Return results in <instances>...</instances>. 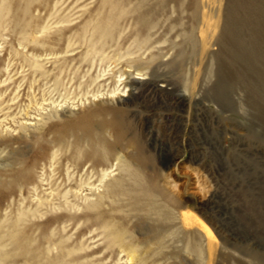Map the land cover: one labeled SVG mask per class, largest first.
Instances as JSON below:
<instances>
[{
	"label": "rangeland",
	"instance_id": "rangeland-1",
	"mask_svg": "<svg viewBox=\"0 0 264 264\" xmlns=\"http://www.w3.org/2000/svg\"><path fill=\"white\" fill-rule=\"evenodd\" d=\"M115 1L102 40L104 0H0V264H264V0ZM122 165L155 213L110 193Z\"/></svg>",
	"mask_w": 264,
	"mask_h": 264
},
{
	"label": "bare ground",
	"instance_id": "bare-ground-1",
	"mask_svg": "<svg viewBox=\"0 0 264 264\" xmlns=\"http://www.w3.org/2000/svg\"><path fill=\"white\" fill-rule=\"evenodd\" d=\"M104 4L110 9V12L108 13V15H105L103 18H101L99 20V22L92 27V31H93L94 36H96L102 40L110 38L113 35L112 29H115L117 27V25L119 24L121 19L126 18L125 17V14H126L125 2H122V1L118 2L115 0H104ZM209 20H211V18H209ZM242 21L243 20H241L240 18L237 19V27H239L238 31L242 27H245L244 22H242ZM137 22L139 23L140 27H147L148 26L147 20L144 17H138ZM200 30H201V34H202L203 31H202V29H200ZM188 40L191 43H194V44L196 43L194 31L189 33ZM233 40L236 41V44H237L236 49L238 50V55L236 56V59L240 56V58L242 59V62H246L249 64V62H247L245 59V54L247 53V51H245L244 49L246 48V46L242 45L243 44L242 39H240L238 32L235 33V38ZM255 40L256 39H252L250 41L248 47H249V49H251L249 51V53L253 52L256 55L257 66H252L251 59H250L251 67H250V69L245 70L246 78L242 81H245L244 83L247 84L248 78L251 77L250 78L251 83H248L250 90L253 92L255 91V89L261 90L262 94L259 96L257 101L254 102V104L252 106L255 107V111H258V116H257V117H259L258 120L264 122V104L263 105L261 104V101L264 103V42H263L264 40L261 43L255 41ZM239 48H241L243 50H241ZM184 57H185L184 53H181V55H179V58H178L179 61L182 62ZM170 65H172V64H170ZM242 70L243 69H241L238 72L239 75H240ZM99 153L100 152L96 148H93V150L91 152V159L94 160L95 157H98L100 155ZM121 168L125 173L124 177H127L128 179H133V185L131 186V188L129 187V189H128V188H125L122 186V182H123L122 180H116L110 186L111 187L110 193L111 194H121V195L130 194V196L132 198V199L130 198L132 200V207H136L139 209L143 208L142 211L144 210L147 213H153V212L155 213L156 208L154 207L155 204L153 202L155 200L156 193H158V189H157L156 185L155 186L150 185L147 187L142 186L140 184L141 178H140V175L138 172L131 169L127 165H122ZM106 177H107V174L104 173L102 175L101 179H105ZM124 177H120L118 179H125ZM87 179H91V178H87ZM43 206H44V203H40L38 205V208L43 207ZM96 206H97V203H93V204H91V206H89V208H94ZM25 216H26V214L22 213V214H20L18 219L21 220ZM103 229L106 230V226L103 225ZM106 231H107L106 236H107L110 243L115 244V243L123 242V239L125 237L124 233L118 232V231L113 230V229H110V231L109 230H106ZM17 234L18 233H14L13 237H15L17 242H18V241H21V239L18 237ZM131 255H132V257H134V255H135L133 250H131ZM56 264H64V263L57 262ZM139 264H142V262L140 261Z\"/></svg>",
	"mask_w": 264,
	"mask_h": 264
}]
</instances>
